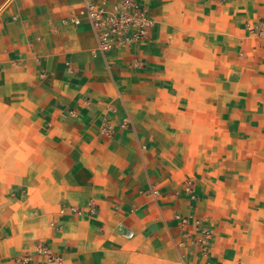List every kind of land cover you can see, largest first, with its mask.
<instances>
[{
  "label": "crops",
  "instance_id": "obj_1",
  "mask_svg": "<svg viewBox=\"0 0 264 264\" xmlns=\"http://www.w3.org/2000/svg\"><path fill=\"white\" fill-rule=\"evenodd\" d=\"M140 2L101 52L84 0H0V264L264 254V0Z\"/></svg>",
  "mask_w": 264,
  "mask_h": 264
},
{
  "label": "built area",
  "instance_id": "obj_2",
  "mask_svg": "<svg viewBox=\"0 0 264 264\" xmlns=\"http://www.w3.org/2000/svg\"><path fill=\"white\" fill-rule=\"evenodd\" d=\"M97 37V49L101 52L113 47H123L142 41L154 21L149 18L140 0H120L111 9L106 1L95 3L84 0L80 10ZM73 24H80V18L73 17ZM123 235L132 236V231L121 226ZM43 250V248H42ZM17 264H30L29 258H18Z\"/></svg>",
  "mask_w": 264,
  "mask_h": 264
},
{
  "label": "rangeland",
  "instance_id": "obj_3",
  "mask_svg": "<svg viewBox=\"0 0 264 264\" xmlns=\"http://www.w3.org/2000/svg\"><path fill=\"white\" fill-rule=\"evenodd\" d=\"M242 260V264H264V254H260V252H258V255L252 254L247 258L244 256Z\"/></svg>",
  "mask_w": 264,
  "mask_h": 264
}]
</instances>
